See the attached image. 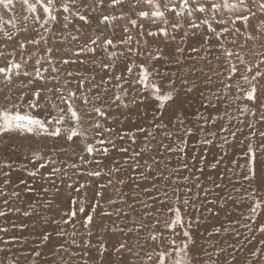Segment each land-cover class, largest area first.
I'll return each mask as SVG.
<instances>
[{
    "label": "rangeland",
    "instance_id": "rangeland-1",
    "mask_svg": "<svg viewBox=\"0 0 264 264\" xmlns=\"http://www.w3.org/2000/svg\"><path fill=\"white\" fill-rule=\"evenodd\" d=\"M21 1L22 0H14L13 6L8 10H2L3 7L0 8V44L4 43L2 39L4 32L11 33L15 36L13 41L8 42V47L5 49L6 52H9L8 50L11 47L18 45L16 41L22 40L20 37L24 33L23 30L27 28L25 21L20 20L22 17L21 11L24 12V16L27 17L30 22L34 21L33 17L38 13L28 12L26 9L27 6L21 3ZM34 2L35 0H30V3ZM121 11L125 14L124 19L114 21L113 25L107 27L104 32V35L113 38L115 41L126 39L127 35H131L132 41L135 40L134 33H125V35L118 36L114 33L115 31L124 30L125 27L133 28L129 23V19H136L138 25L142 24L145 34H147L149 30L155 31L157 28L165 26L160 18L139 19L135 11L130 8V0H126L124 5L118 6L115 9L108 8L106 2L103 9H97V11L92 14V20L96 23L101 12H107L119 16ZM39 13H41V19L43 20L42 12L39 11ZM166 15L168 18V31L171 34H189L195 40V43L202 45L203 47L209 46L206 48L207 54L203 55L205 60L210 58L209 54H215L219 50L220 45L216 40V35L211 32L207 37L210 39L209 45L202 42L204 40L205 29L202 28L204 25L199 29L190 28L189 25L192 21L187 18H181L179 23L182 26L178 30H173L171 24L175 22V17L171 13H166ZM59 20L60 21L56 23H61L63 26L67 23V27L63 28V30L65 39L67 38L68 40L66 39L65 41L66 46L61 47L60 53H63L64 56L62 54V57H59L58 61L61 62L65 59L76 61L67 64L68 67H65V79L67 81L74 82L71 78L72 76L70 77L67 75L68 72H72L74 73L73 76H77L78 79L81 76L86 78L94 76L96 81L99 82L102 77L107 78L110 74H120L121 72H124L127 65L131 64L119 62V58L121 57L119 53L124 51L121 50L123 45H119L116 49H111V51L117 52V56L113 58L114 62L112 61V64H114V67L110 71H104L101 69V61L106 63V59L99 49L97 50V55L94 57L71 56L70 54L73 55L75 50L82 46L89 37L100 35V32L99 29H94V26L91 23L84 24L82 21H79L72 16H69L70 23L64 21L62 16ZM209 20L212 21V26L214 28L218 29L217 27L221 26L213 21L211 17H209ZM195 22L200 23L199 14H197ZM77 28L80 29L79 32H77ZM134 29L138 31L140 30L139 27H134ZM35 31L39 32V27H36ZM52 31L56 33H53L55 37L59 35L55 30L54 23H52ZM74 36L78 37V39L73 40ZM156 37L160 38L164 36L161 35ZM62 41L63 39L60 40L59 37H57L55 42L64 44ZM70 42L72 45L71 47H69ZM168 49L171 52V55L168 56L169 60L167 62L162 61L165 58H162V56H159L157 53L154 54V57L158 55L160 58L156 60L155 58L153 59L156 64L160 62L159 66L155 67L160 73L159 76H156L157 81H166L168 79L176 81L178 94L176 96L175 104H173L172 107L166 108L163 116H161L160 112L157 110L156 102L151 98L147 91L142 93L139 92V85L135 88H129L128 85H125L124 87L128 88V94L122 98L127 104V107H117L116 104L111 103V98L113 92L118 90H110L108 92V96H110V105H108V98L106 100L107 112L118 110V108L120 109L121 107L123 109L126 108L127 110L119 112L115 117L100 118L102 128H111L113 129V133H119L121 135L127 132H136V141L135 144H133L127 136H125L123 140H120L119 136L113 134L112 139L116 141V149H110L107 156L94 154L95 159L100 161L99 165L92 162L81 163L79 160L81 155H85V159L88 161H91L92 158L86 156L83 151L85 142H81L82 140L78 138H74V141L69 142L63 134L61 137H49L44 134L36 135L27 132H8L0 134V162H10L13 164L11 169H4V171L9 172L8 177L0 174V182L5 179L9 180L7 185L0 183V188L8 194L7 197H0V208H4L2 201L4 198H7L9 199L11 206L20 209L19 212H9L6 217H0V228L8 229L7 232H0V247L8 249L6 253L0 252V260L11 262V264H101V256L99 254L98 246L103 243L107 248V251L102 258L103 264H120L118 260L119 254L122 253L123 257L125 255L129 256L128 249L117 253L114 251V247L118 246L121 242H127L129 248V243L120 236L122 232L113 230L114 228H122V226L116 222L117 210H123V205L125 209L128 205H134V207L137 206V198H134L135 189L143 192L142 195L144 196L139 198L140 201L153 205L154 209L160 207L159 204H154L150 199L151 196L157 194L153 191H144L145 188L152 189L153 181L150 182V178L142 179L141 174L143 173V175L147 176L148 166L151 165L154 168L152 174L156 175L158 171H163L165 175H169L167 163L173 161L174 158L170 155L177 156L181 160L180 166L177 168L182 166V162H187L188 170L185 171L184 176H191V179L186 182V185L182 182L180 188L183 190L182 193H184L186 187L192 188V193L188 194V199L191 203L186 209L181 204V215L184 217L186 223L189 218L192 221L190 231L195 244L190 245V247H192L194 252L198 253L201 257V259L197 260L195 264H221L222 257H226L227 261H231L230 253H234L236 256V260L232 262V264H237L235 262L237 260L239 261V259L246 260L244 258L245 256H242L243 253L235 248V245L229 247V245H232L231 240L229 239L232 235H237V233L234 234L235 229L233 228L237 227V225L243 220L242 225L248 221L247 225L250 227L253 226L255 231L257 230L258 225L261 224V217L264 221V213L255 218V222L245 219L246 216L250 215L249 208L251 203L250 201H247L244 205L239 204L241 201L238 202L240 197L241 200L245 198L246 192L249 190L248 182L242 179L243 169L238 167V165L242 166L246 162L244 153L247 151V145L252 143L255 146L259 142V136L251 137L250 133L253 131H256L257 133L259 131H264V123H260L261 125L259 127V118L256 116L253 117L250 114L241 115L236 119L235 114L231 113L229 110L232 105L229 98L225 99L224 95H222L223 99H221L220 87L218 88L217 83H214L216 82V78L214 77L215 73L211 70H205L203 74V69H200V71L190 66L191 61H189L186 56L182 58L186 62L185 75H180L176 73L175 69L169 68L168 66L173 67L175 64L177 52V47L172 40L169 41ZM46 53L45 50L40 56L46 57ZM188 55H191V58L193 56L192 54ZM128 56H135L136 58V55ZM190 57L189 59H191ZM89 59L99 62L98 65L87 69L88 66H86V61ZM80 60H83L84 63H80ZM262 60H264V58H262ZM134 63L138 65L143 64L144 62L142 63L136 59ZM161 64L166 65L160 70ZM72 65L75 66L72 67ZM135 71L136 69H134V72ZM191 79L193 80L190 81ZM204 79H209L210 83H204ZM29 80L32 81L31 84H29ZM181 80H187L189 84L182 86L180 83ZM226 82L228 81L226 80L224 83ZM18 83L21 86V93L17 95L9 96L5 91H0V107L12 103H19V97L21 95L24 97L23 104L27 105V102L30 99H33L32 93L35 90L40 89V107L32 110L33 114L41 118H45L48 114L54 115L45 101L51 94H53L56 99V94L48 91V89H54L56 85L50 87L46 86L41 79L36 78L35 76L32 79H26L24 84H22L23 80H19ZM26 84H28V87L25 89ZM189 86H192L191 92L186 90ZM136 92L140 96L135 99L133 97L135 94L133 93ZM5 97H10V99L6 100ZM142 97L143 102H141ZM217 97H219V99H217ZM102 100L105 102L104 99ZM247 104L250 105V102H247ZM226 108L229 115H225ZM173 113H175V115H173ZM198 116L204 118L216 117V123L212 124L209 122L204 125L203 120L197 119ZM176 117H179L184 121V127L192 128L193 131L190 136H184V127H181L176 123ZM157 123L168 124V131L173 133L171 140L165 139L167 145L171 144L173 146L183 147L184 145L180 144V139H186V155L178 154L176 152L167 153L164 152L163 148L159 147L162 132L160 129L156 128ZM224 124H228L229 131L235 133L234 138L229 133L220 132V127ZM249 124L253 127H248ZM202 125L203 127H201ZM138 127L144 128L146 132H137L136 130ZM147 132L154 133L156 138L146 139ZM209 133H216V135L212 136L209 135ZM105 135L108 134L105 133ZM89 139V141H91V135ZM205 139L210 140L211 143H203L202 141ZM78 142H81V148L79 146L75 147L74 144ZM119 148H127L128 151L120 152L117 150ZM142 149H144V151L141 152ZM133 151L141 152V155L136 157L135 160L132 156ZM144 153H152L154 155V159H152L146 167L142 165L139 160ZM162 153L163 155L165 153L167 156L169 155V157H166V161L162 163L165 165V170L161 167L159 169L161 163H159L158 166L154 163V160H161L159 157L163 156L161 155ZM34 156L37 157L35 164L32 162ZM129 160L133 161L134 164H129V168H127L126 165ZM218 160L220 163L217 164L215 169H213L211 165ZM53 161L55 163H52ZM136 161L139 162V167H137ZM234 161L235 163H233ZM41 162L48 163V167L41 169L40 175H30L29 173ZM72 163H75L77 168L74 169L69 167ZM52 167L60 168L62 170L52 177V180L55 181V186L43 178V174L45 172H50ZM114 167L118 168L119 171L113 170L111 175H109V170ZM201 168H203L202 172L199 171ZM93 170H101V175L99 177H89L80 174L85 171ZM122 174L123 177H121ZM197 177H199V181H197ZM221 177H223V179H221ZM110 178H113L111 181L117 184L120 189L124 190V192L126 191L125 194L127 196L122 192L123 198L121 199L125 202L117 209L106 206L105 199L104 197L102 198L101 202L103 208L98 207L96 209L94 223L91 226V236L88 235L87 230L81 226V223H79L82 219L81 216L77 217L78 222L75 226L72 224L57 223V221L61 220L63 213L69 210L70 201L73 197L77 199L78 204L79 201L83 199L84 207L87 211L88 205L93 202V197L98 186L108 184ZM121 180L124 181L123 184L118 183V181ZM21 181H23V183H21ZM197 182L201 185V190H198L195 187ZM81 183L86 186L84 189L77 192L75 189ZM69 184L73 185V187L69 188ZM217 184H219L220 187H216ZM56 188L60 189L59 193L56 192ZM29 189H33V191H29ZM45 189H47V192H45ZM202 189L210 190L207 197H205ZM13 191L18 192L20 195L18 197L11 196ZM197 193L199 194V199L196 198ZM181 197L183 198V195H181ZM170 198V203H174L175 201L172 194ZM48 201H52V205L61 202L63 208L58 210V214H55L49 211L51 204L45 206ZM164 207L166 209L167 205ZM245 208H247L248 212L245 211L243 213ZM29 209L34 210L33 214L30 216L23 215V212ZM4 210L7 211V208H4ZM101 211H108L113 214L111 216H100L99 213ZM161 214L163 217L160 218L161 223L157 227V231L163 230V222L169 215L166 211H162ZM135 222L144 224L143 221ZM109 223L112 224V226H109L108 228L110 231L106 233L101 232V230ZM153 223L154 221H152L150 225L145 224L148 230L144 227L141 231L137 232H142L141 240L138 242L143 243V246H148L149 244V248H151L150 252H153L156 247L149 239V234L153 231L151 227ZM20 225H24V227L21 228ZM136 226L137 224H134L133 222L132 228H135ZM217 228L221 229L219 233L215 232V229ZM224 229H227V231H224ZM61 230H63L64 234L57 235ZM177 231H179V229H177ZM45 233H50V238L47 242L41 243L42 235ZM72 233H75V235H72ZM125 233L126 232H123L124 235ZM209 233H211V235H209ZM165 234L170 236L169 233ZM257 236L259 237V240H252L250 239V231L249 235L247 234L246 241H248V243L246 244V249H248L249 252L248 256L251 252V248L253 250L254 248L260 247V241L263 240L264 233L258 231L256 237ZM11 237H17L16 241L5 245L3 241ZM176 239L179 243L184 238L182 235H179ZM204 240H206L204 247H200V243ZM73 241H75V243H73ZM89 241L95 247L84 248L83 245ZM60 245H63L65 250L57 252L56 250ZM206 246L207 248H205ZM218 249H225V251L220 253L219 257L215 254ZM204 250H206L209 255H204ZM36 252H39L40 255L36 256ZM85 253H87V255H85ZM148 253L149 252L144 255L147 257L148 264H155V255H153L152 260L149 261ZM128 261L130 264L131 259Z\"/></svg>",
    "mask_w": 264,
    "mask_h": 264
},
{
    "label": "snow or ice",
    "instance_id": "snow-or-ice-1",
    "mask_svg": "<svg viewBox=\"0 0 264 264\" xmlns=\"http://www.w3.org/2000/svg\"><path fill=\"white\" fill-rule=\"evenodd\" d=\"M23 4L27 6V9L31 13H36L38 9L42 12L43 22L41 23V15H36L33 17L35 23L40 24L41 27L49 24V22L56 23L59 21V18L62 16L64 21L71 22L69 20V16H72L79 21H82L84 24H90L92 20V14L97 11V9H103L105 7V3L107 2V7L115 9L118 6H122L125 4L126 0H35L34 3H30V0H22ZM14 0H0V6H2L5 10L10 9L13 6ZM130 8L135 11L137 17L141 20L152 19V18H160L164 27H159L155 31L149 30L147 32L148 36H164L168 37V18L166 13H171L175 17V22L171 24V28L173 30H178L182 25L179 23L181 18H187L192 21L189 25L190 28L199 29L202 25H207L208 31L215 34L217 38L223 36L224 34L229 33H239L240 29L235 27L237 22L243 23L245 29L248 28L249 20L252 17L257 15L259 12L261 15H264V0H130ZM253 9H256L255 11ZM67 14V15H65ZM197 14H199L200 23H196ZM125 14L121 11L119 16L115 14H110L107 12H101L97 20V29H99L100 35L95 37H89L87 41L83 43L82 46L77 48L73 55L76 57L80 56H96L97 50L101 53L107 54L109 60L117 56L116 51H111V49H116L119 45H127L126 52L122 51L119 53L121 56H125L127 58L128 55H143L142 51L137 48L131 47L132 37L131 35H127L126 39L115 41L113 38H110L104 35L105 29L109 26L113 25V22L118 19H124ZM209 17L217 24L222 25L223 27L220 31H217L216 28L212 26V23L209 21ZM27 19V17L25 18ZM129 23L133 27H139L140 33L139 35L143 37L145 35L143 30V25L137 24L136 19H129ZM231 25V27H229ZM261 25L264 26V20L261 21ZM103 26V27H102ZM67 27V23L64 25ZM47 30V29H46ZM77 32L80 31L79 28L76 29ZM27 31V28L24 29ZM124 32L128 33L129 29L127 27L124 28ZM248 38H252L249 36ZM4 43L0 44V84H4L5 86H11L14 83V79L19 78L21 75L28 77L32 75L25 69V65L28 63V60L24 59L23 53L27 49L28 45H39L41 40L43 39L45 43L47 40L44 37H40L39 39L31 38L27 40H17L18 49H14L11 52H6L5 49L8 47V42H11L15 39V36L11 33L4 32L3 34ZM78 37L74 36L73 40H77ZM208 38L206 37V40ZM139 45V41H137ZM210 50V49H209ZM19 51L21 53V59L16 60V52ZM52 49L48 48L47 53L49 56L52 53ZM177 51H182V49H177ZM192 51H198V49L193 48ZM225 58L228 61L225 72L227 73L226 79L228 83H224V88L231 90L233 87L236 90V95L234 97L237 101H246L250 102L253 105L259 104L261 109L260 121L264 123V101H261L258 96L259 79L264 78V72L256 70L253 71L254 68L259 69L261 63H264V60H261L259 63L253 65L250 63H246L238 54H234L230 50H225ZM237 55V58L240 60L241 64L245 65V73H240V69L237 64L232 62V57ZM155 59H159L160 57L157 55L154 57ZM31 59V56L28 57ZM219 59V57H217ZM50 65H52V61H47ZM76 61L65 59L61 61L63 64L74 63ZM80 63H84L83 60L79 61ZM95 64V61H92ZM36 67L34 68L35 77L39 79H44L42 73L47 72V68L41 67V58H37L35 61ZM100 67L104 71H110L114 64L105 63L101 61ZM134 69L136 71L134 72ZM58 69L55 66H52V72H57ZM247 73H251L248 75ZM223 75L224 73H220ZM239 74V75H238ZM68 76H73L74 73L68 72ZM78 75V74H77ZM160 73L158 70L153 68L150 70L144 64H128L126 70L121 72L120 74H110L107 78L102 77L99 82L96 81L94 76L92 77H80L76 80L77 88L76 89H68L67 84L72 81L66 82L64 87L59 86V82L57 81V85L54 89H48L49 92H54L56 94V99L58 100V104H55L56 108L55 115L48 114L45 118H41L37 115L33 114L34 109L40 107V97L41 90L37 89L32 93L33 99H30L27 102V105L23 104V95L19 97V103H12L6 106L0 107V134L8 133V132H27L32 134H44L49 137H61L63 134L67 141L72 142L74 138H78L85 142V147L83 149L86 156L91 157V161L85 159V155H81L79 160L81 163L92 162L99 165L100 161L95 159L94 154H100L103 156H107L110 149H116V141L112 139V135L115 134L119 136L120 140H123L125 136L128 137L135 144L136 141V132H127L123 135L119 133H113V129L111 128H102L100 123V118L107 117L106 110V97L107 93L110 90H118L114 91L111 103L116 104L117 107L124 106L127 107L123 96L128 94V88H125V85H128L129 88H135L139 85V92L147 91L151 98L156 102L157 110L160 112L161 116H163L166 108L172 107L176 102V96L178 94V89L176 88V81L172 79H168L166 81H157L156 76H159ZM167 75V74H165ZM234 78H236L234 80ZM52 80H56V77H51ZM243 81V84L241 83ZM32 81L29 80V84ZM181 85H188L189 82L187 80H181ZM223 83V82H222ZM88 85V87H85ZM244 85H247L245 87ZM27 87V85H25ZM188 92L192 91V86L187 87ZM2 91V90H0ZM225 99L228 98V94H224ZM6 100H9L10 97H5ZM105 100L104 103H97V101ZM219 99V97H217ZM141 102H143V97L141 98ZM83 105V107H81ZM230 107V105H229ZM240 115L251 114L253 117L257 115L256 110L250 109L248 104L245 103L242 107L238 109ZM94 114V116H93ZM175 115V113H173ZM225 115H229L227 112V108L225 111ZM87 118V120H86ZM198 120H203L204 125L211 122L212 124L216 123V117L204 118L201 116L197 117ZM231 119V118H230ZM85 122L88 123V127H85ZM242 122V121H241ZM176 123H178L181 127H184V121L179 117H176ZM168 124L157 123L156 128L160 129L162 132L161 140L159 141V147L164 149V152L172 153L176 152L178 154L186 155L187 141L184 138L180 139V144L184 145L173 146L171 144H164V139L171 140L173 133L168 131ZM203 127V125L201 126ZM248 127H253L251 124ZM137 132H146V130L142 127H138ZM192 128L184 127V136H190L192 134ZM221 133H229L233 138L235 137L234 132L229 131L228 124H224L220 127ZM107 133L108 135H105ZM91 135V141H89ZM209 135L215 136L216 133H209ZM259 136V142L254 146L252 143L247 145V151L244 153L245 156V164L241 167L243 169L242 179L248 182L249 190L246 192L245 199L250 201L251 206L249 208V216H246L245 219L251 220L255 222V218L259 217L262 213H264V131H253L250 133L251 137ZM155 139L156 136L152 132L146 133V139ZM226 139V138H225ZM203 143H211L210 140L205 139L202 141ZM227 142V140H226ZM120 152H127V148H119L117 149ZM144 149L141 150V152ZM141 152L133 151L132 156L135 160L136 157L141 155ZM163 155V153L161 154ZM37 157H33V163H36ZM52 163H55L54 161ZM126 163V162H125ZM147 163V162H145ZM156 166L159 165L160 161L154 160ZM220 161H216L213 163L211 167L215 169L217 164ZM235 163V161L233 162ZM137 167H139V162L136 161ZM13 164L10 162H0V174L5 177L9 176L8 171H4V169H11ZM48 167V163L41 162L39 163L33 171L29 174L32 176L40 175V170ZM71 168H77L75 163L69 165ZM183 170H188L187 162L183 163L181 166ZM119 171L118 168L110 169L108 174L111 175L112 171ZM60 168L52 167L50 172H45L43 174V178L53 184L55 186V181L52 180L58 172H61ZM154 168L153 166H148V175L145 176L143 173L141 174L142 179H151L153 181L152 189L145 188V192L155 191L159 193L161 189L159 188V182L163 181L167 186L172 187V196L174 197V203H170V197L167 191L163 192V196L155 195L151 196L150 199L154 204H159L160 207L156 208L155 211H151L153 205H149L144 202L143 206L146 209H150L149 211L144 213V216H155L154 223L152 224L153 231L149 234V239L155 244V249L153 252L148 253V260L151 261L153 255H155L156 260L155 264H195L197 260H200L201 257L198 253H195L193 248L190 245H194L195 241L191 234V225L192 221L189 218L187 223L185 222L184 217L181 215L182 208L186 209L187 206L191 203L188 199V194L192 193L191 187H186L183 198L180 195V188L182 186V181L186 185V182L191 179V176H183L179 175L181 168L173 169L176 173L175 176L165 175L163 171L158 172L156 175H153ZM199 171H203V168L199 169ZM81 175H87L89 177H99L101 175V170H93V171H85L80 173ZM199 181V177L196 178ZM223 179V177H221ZM4 185L9 183L8 179L0 182ZM23 183V181H21ZM112 183L111 180L108 181V184L99 185L98 189L95 192L93 197V202L88 205V210L86 211L84 207V200L81 199L78 201L75 197L71 198L70 208L68 211L64 212L61 220L57 221V223L63 224H75L78 222L77 217L81 216L82 219L79 221L81 226L85 228L88 232V235L91 236V226L94 223V217L96 215V209L103 208L102 198L105 195L104 189L107 188ZM118 183L123 184L124 181H118ZM85 184L81 183L76 187V191L79 192L81 189L85 188ZM69 188H72L73 185L69 184ZM195 187L198 190H201V185L197 182ZM216 187H220L219 184ZM205 197H207L209 189H202ZM29 191H33V189H29ZM60 189L56 188V192L59 193ZM47 192V189H45ZM7 193L0 188V197H7ZM20 194L18 192L13 191L11 196L18 197ZM196 198L199 199V194H196ZM125 201L121 199V203ZM214 202V201H213ZM52 203V201H48L45 206H48ZM108 203L114 204L116 201L109 199ZM4 208H7V211L4 208H0V217H6L9 212H19L20 209L17 207H13L10 204L9 199L4 198L2 201ZM165 205L167 208L165 209ZM130 209L133 211L134 205H128ZM162 211H166L169 215L167 219L163 222V230L157 231V227L160 225V213ZM34 212L33 209L25 210L23 215L30 216ZM113 213L108 211H101L99 213L100 216H111ZM127 216V212H123L122 210H117V215ZM137 224L135 228H114V231L120 232H139L142 228L146 227L144 224ZM242 227H247V225H241ZM21 228L24 225H20ZM179 229V231H177ZM107 230V229H106ZM257 230L260 233H264V224L258 225ZM7 228H0V232H7ZM221 231L220 228L215 229L216 233ZM227 231V229H224ZM249 231H253L249 228ZM165 233H169L166 235ZM63 230L57 233V235H63ZM50 233H45L42 235L41 243H45L50 238ZM75 235V233H72ZM182 235L184 239H182L179 243L177 242L176 237ZM211 235V233H209ZM255 238V237H253ZM17 237H11L7 240H4L3 243L5 245L11 244L15 242ZM75 243V241H73ZM84 248L95 247L91 244V242H87L83 245ZM229 247H233L229 245ZM128 249L127 242H121L118 246L114 247V251L117 253L122 252L123 250ZM61 250H65L63 245H60L57 248V252ZM99 254L101 256V264H103V255L107 251L105 244L101 243L98 246ZM8 249L0 247V252L6 253ZM225 251V249H218L216 251V256L219 257L220 253ZM204 255H209L206 250L203 252ZM36 256H39L40 253L36 252ZM87 255V253H85ZM231 256V261H225L224 264H232L236 260V256L234 253L229 254ZM250 259L245 261V264H264V240L260 241V247L254 248L250 252ZM0 264H11V262L0 260Z\"/></svg>",
    "mask_w": 264,
    "mask_h": 264
},
{
    "label": "bare ground",
    "instance_id": "bare-ground-1",
    "mask_svg": "<svg viewBox=\"0 0 264 264\" xmlns=\"http://www.w3.org/2000/svg\"><path fill=\"white\" fill-rule=\"evenodd\" d=\"M21 3H23L21 1ZM2 6H0L1 8ZM4 8H2L3 10ZM23 9V8H22ZM20 9V10H22ZM27 9V8H26ZM26 11V10H25ZM28 11V9H27ZM39 9H38V13L35 15H41V13H39ZM255 11V10H254ZM21 19L22 21H25V24L27 26V31L25 32L23 30V34L21 35L20 38H22V40H27V39H31V38H36L39 39L40 37H44L47 40V43L44 42V40L42 39L39 45H28L27 49L25 50V52L23 53L24 59L28 60V63L25 65V69L23 70H27L29 73H31L32 75L25 77L23 75H21L19 78L14 79V83L11 86H5L4 84H0V90H3L6 92V94H8L9 96L11 95H17L19 93H21V86L19 85V80H23V83H25L26 79H32L35 76V72H34V68L36 67L35 65V61L37 58H41V67L42 68H47L48 71L47 72H43L42 75L43 77H45L44 79H41L43 81V84L46 86H53V85H57V81L59 82V86H63L66 84V82H68L65 77H66V68L68 67L67 64H63L61 62L58 61L59 57H62L63 53L61 52V47L62 46H66L65 45V35H64V30L63 28H65L61 23H54L55 26V30L56 32L59 33V35L57 37H59L60 40L63 39V43L64 44H60L55 42L56 38L54 36L52 31V23L49 22V24L44 25V27H41L40 24L33 22H30L29 19H25L26 17L24 16V12L21 11ZM29 12V11H28ZM41 12V11H40ZM61 18V17H60ZM209 19V18H208ZM61 20V19H60ZM59 20V21H60ZM264 20V15H261L259 12H257V15L255 17H252L249 20V25L248 28L245 29L243 23L241 22H237V24L235 25V27L240 29L239 33H229V34H224L223 36L217 38L216 40L219 42V50L215 53V54H209V59L204 58V54H207V47L209 46H205L203 47L202 45H199L197 43H195V40L189 35V34H185V35H175V34H171L169 32L168 37H160L157 38L156 36H148L147 34H145L143 37H141L139 35L140 30H135L134 27L133 28H128L129 32L128 33H134L135 35V40L131 42V47L133 48H137L139 47V49L142 51L143 55H136L134 57H129L127 56V58H125V56H121L119 58V62H126L127 63H134V61L137 59L140 62H144L143 64L147 65L146 67H148L150 70H152L153 68H155L156 66L158 67L160 62H158V64H156V62L154 61V54L157 53L159 54V56H162V58H165L164 62H167L169 60L168 56L171 55V52L168 49V44L169 41L172 40L174 45L177 47V49H182V51H177L176 52V57H175V64L174 66H168L169 68L175 69L176 73L180 74V75H185L186 73V62L182 59L184 56H186L188 58L190 62V66L200 70L203 69V74L205 72V70H211L212 72L215 73V78H216V82L218 88L220 87L221 93L220 96L224 95L225 93L228 94V98L231 101V107L229 108V110L231 111V113L235 114V118L237 119L238 117H240V113L238 111V109L240 107H242L245 103H247L246 101H237L234 99L235 95H236V90L233 87L231 90L229 89H225L223 84L224 82L227 80L226 79V75L227 73L224 71L227 67L228 61L225 58V50H230L232 51L234 54H238L239 57H241L246 63H250V64H257L259 63L262 58H264V26L261 25V21ZM211 23L212 21L209 20ZM43 22V20L41 19V23ZM91 24L94 26V29H97V22H93V20L91 21ZM39 27V32L35 31V28ZM223 26L221 25L220 27H217L218 31H220V29ZM229 27H231V25H229ZM203 29H205L204 31V40L202 42H204L206 45H209V41L210 39L206 40V37L209 36V31L207 28V25H204L202 27ZM47 29V30H46ZM98 30V29H97ZM117 36L118 35H125L124 30H120V31H115L114 32ZM56 34V33H55ZM174 35V36H173ZM192 35V34H191ZM172 36V37H171ZM249 36H251L252 38H248ZM210 38V37H209ZM65 39V40H64ZM68 40V39H67ZM137 41H139V45L137 44ZM60 44V45H59ZM71 42L69 44V47H71ZM51 48L53 51L51 53V55L49 56L48 53H46V57L40 56V54L42 52H44L47 49ZM126 48L127 45H123V48H121V50H124L126 52ZM193 48L198 49V51H192ZM14 49H18V45L11 47L8 51L11 52ZM209 50V49H208ZM212 50V49H211ZM44 54V53H43ZM70 54V53H69ZM105 56L106 59V63H112L113 58L111 60H109L108 56H106L107 54L102 53ZM188 54H192V58L190 57L191 55ZM71 56H74L72 54H70ZM31 56V59L29 60L28 57ZM64 56V54H63ZM189 57L191 59H189ZM217 57H219V59H217ZM16 60H20L21 59V53L19 51L16 52ZM232 62L237 64V66L240 69V73H245V65L240 63V60L237 58V55H234L232 58ZM51 60L53 63L52 65H50L47 61ZM156 60V59H155ZM94 60H87L86 61V66L87 69L90 67H94L97 66L99 62H95V64H93ZM118 61V60H117ZM114 62V61H113ZM116 63V62H115ZM124 64V63H122ZM162 65V64H161ZM160 65V70L162 68H164L163 64L162 66ZM52 66H55L58 71L57 72H52ZM75 65H72V67H74ZM167 67V66H166ZM212 68V69H209ZM159 70V71H160ZM262 71L264 72V63H261L259 66V69L254 68L253 71ZM201 71V70H200ZM220 73H224L223 75H221ZM248 75H251V73H247ZM239 75V74H238ZM55 76L56 80H52L51 77ZM213 77V78H214ZM73 79V83H68L67 84V88L68 89H76L77 88V83L76 80H78L77 76H72L71 77ZM236 78H234L235 80ZM193 79H191L190 81H192ZM197 80V78H196ZM223 82V83H222ZM204 83H210L209 79H204ZM228 83V82H226ZM241 83L243 84V81H241ZM28 87V84H26ZM245 87H247V85H244ZM258 86H259V92H258V96L259 99L261 101H264V78L259 79L258 82ZM25 87V89L27 88ZM85 87H88V85H85ZM200 87V85H199ZM24 89V90H25ZM224 91V92H222ZM109 93H107V97L106 100L108 98L109 102L108 105H110V96H108ZM135 94L133 97L136 99L138 98L140 95L136 92L133 93ZM44 98V97H43ZM223 99V96L222 98ZM46 104L49 106L48 108H50V110L54 113H56V108L54 107L55 104H58L57 99L54 98L53 94L49 95L48 99L45 101ZM97 103H104L103 100L101 101H97ZM107 105V106H108ZM249 108L251 109H255L257 112L256 117L259 118V127H260V115H261V109L259 107V104L253 105L250 103V105H248ZM81 107H83V105H81ZM237 107V108H234ZM49 110V109H48ZM127 110L126 108H118V110H114L111 112H107V117H115L119 112L125 111ZM50 111V112H51ZM251 115V114H250ZM234 118V117H233ZM87 120V119H86ZM85 127H88V123L85 122ZM45 138V137H44ZM90 140V139H89ZM83 142V141H81ZM81 142H78L75 145V147H80L81 146ZM164 144L167 145V142L164 139ZM71 145V146H74ZM81 148V147H80ZM173 158V161H169L167 163V169H168V173L169 175L175 176L176 173L173 171L174 168H177L178 166H180V162L181 160L177 157V156H173L170 155ZM166 157H169V155L167 156V154L165 153L163 156L159 157L160 160V167L163 168L165 170V165L162 164L163 162L166 161ZM154 159V155L152 153H144L141 157H140V162L142 165H144L146 167V165L149 164V162ZM184 161V160H183ZM147 162V163H145ZM129 164H134L133 161L129 160L128 164L126 165L127 168H129ZM181 165H183V162L181 163ZM181 168V171L179 173V175L181 177L184 176L185 170ZM125 172V171H124ZM161 172V171H158ZM123 173V172H122ZM157 174V173H156ZM154 175V174H153ZM123 177V174L122 176ZM113 178H110L109 180H112ZM150 182H152V180L150 179ZM183 182V181H182ZM153 184V183H152ZM159 188L161 189V191L159 193L153 191L154 193L163 196V192L167 191L169 197L172 194V187L167 186L163 181L159 182ZM182 189H180V195H183L184 193H182ZM105 195H104V199H105V203L106 206H109L111 208H119L123 203H121V198L122 197V192L124 195L125 192L124 190L120 189L119 186L117 184H115L114 182H112L107 188L104 189ZM134 192V190H133ZM142 191L135 189V195L134 198H137V206L134 207V211L130 208H128L126 206V209L124 207V205L122 206V211L123 212H127L128 215L124 216V215H117L116 214V222L119 223V225L122 226V228H132V223L135 221H143L144 225L148 224L150 225L152 223V221L155 220V216H144V213L149 211L150 209H146L143 206V203H140L142 201L139 200V198L143 197L144 195H142ZM127 196V195H126ZM241 198V197H240ZM239 198L238 202H240L239 204H246L247 203V199H243L241 200ZM60 199V198H58ZM112 199L114 201H116V203L114 204H110L108 203V200ZM145 203V202H144ZM52 207V208H51ZM63 208V204L61 202L56 203V204H51L50 205V209L49 211L58 214V210H61ZM125 209V210H124ZM151 211H155L154 206L151 209ZM241 211V209H240ZM248 212L247 208L244 209V212ZM163 217V215L160 213V218ZM133 221V222H131ZM242 222L243 220L237 225V227H234L233 229H235V233H237V235H232L231 238L229 240H231V246L235 245V248L238 249L240 252H242V256H245L244 258L246 260L250 259V254L248 256V249H246V244L248 243V241H246L247 239V234L249 235V228H251L253 231H250V239H257L259 240V235L256 237V234L258 233V230L254 231L253 226H248L247 223L248 221L244 224L247 225V227H242ZM261 224H264V221L261 217L260 219ZM109 226H112V224H107L106 227L104 229L101 230V232H109L110 230L108 229ZM146 228V227H145ZM107 229V230H106ZM146 230H148L146 228ZM145 230V231H146ZM144 231V232H145ZM99 235V233H98ZM120 236L127 240L129 243V248L131 249V251L128 250V255H125L123 257V254L120 253L118 260L120 264H148L147 261V257H145L144 255L151 251V248H149V244L148 246H143L144 244L141 242H138L141 240V236H142V232L141 233H137L135 231L133 232H126L125 235L123 234V232L120 234ZM234 236V239H233ZM255 237V238H253ZM264 240V238H263ZM147 242V241H146ZM206 240L202 241L200 243V247H204ZM251 242V241H250ZM198 243V244H199ZM207 245V243H206ZM208 246V245H207ZM207 246L205 248H207ZM252 246V245H251ZM143 251V252H142ZM252 251V248H251ZM246 260L243 259H239V261L237 260L235 263L237 264H244ZM227 261L226 257H222L221 258V264H224V262Z\"/></svg>",
    "mask_w": 264,
    "mask_h": 264
}]
</instances>
